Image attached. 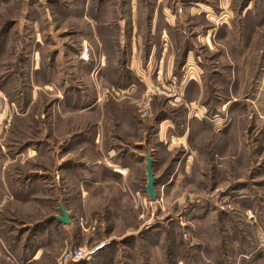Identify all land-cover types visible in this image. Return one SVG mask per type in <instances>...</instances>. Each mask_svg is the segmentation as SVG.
I'll return each mask as SVG.
<instances>
[{"label": "rangeland", "instance_id": "374dc122", "mask_svg": "<svg viewBox=\"0 0 264 264\" xmlns=\"http://www.w3.org/2000/svg\"><path fill=\"white\" fill-rule=\"evenodd\" d=\"M48 1L24 8L55 9ZM62 2L75 12L68 21L57 15L70 31L87 28L84 3L101 9L108 26L106 65L92 79L73 73L69 106L57 109V98L44 92L29 104L24 74L33 64L15 63L21 3L0 0V146L11 182L28 190L2 194L5 235L29 254L58 236L30 264H58L67 249L94 251L102 243L109 252L92 264H264V0ZM116 21L123 30L117 65ZM40 53L42 61L47 50ZM53 68L47 65L50 76ZM148 153L154 200L146 191ZM68 159L75 177L64 171ZM26 175L43 176L46 191ZM57 202L72 223L41 239L35 230L60 215Z\"/></svg>", "mask_w": 264, "mask_h": 264}, {"label": "crops", "instance_id": "0c3cea01", "mask_svg": "<svg viewBox=\"0 0 264 264\" xmlns=\"http://www.w3.org/2000/svg\"><path fill=\"white\" fill-rule=\"evenodd\" d=\"M11 1H15V0H10V2ZM19 1L21 4L19 5L18 9L23 11V15L20 16L22 17V21L23 22L26 21L27 24H23V22H19L16 20L14 21L13 27H15L18 24L20 26L19 34L16 31V33L18 34V38H17L18 41L16 42L17 44L21 45V51L18 52L16 57L17 60L15 63H17V65L20 66V68L21 65L23 64L24 65L27 63H30L31 65L33 64V66L31 67V71L29 73L24 74L25 80L29 81L31 84V88L28 94V96L30 97L29 104H34L37 101V98L40 95V93L44 92V93H49L50 95L55 96L57 98L55 102L57 105H54L57 107V109L59 107L63 109L67 108L69 105L68 103H66L65 98L71 93L70 89L72 88L71 87L72 85L70 83V79L73 77V75L75 73H76L75 75H78L79 70H82L80 73L86 71L88 78L92 79L94 74L99 72L102 69V67L106 65V55L105 52L101 51V45L103 40H107V37L102 38V34H103L102 30L105 31L106 27L108 26V23L105 20L104 21L99 20L101 15V9L96 8L95 10H92L89 7L87 9L86 4L84 3L81 8L80 16H82V19L87 21V28L78 31H70L68 27H64V25L60 23L61 22L60 20L61 18L65 21H68L69 19H73L75 16V12L73 10H67L66 4L63 3L62 0H49L48 2L52 4L55 9H52L53 10L52 11L51 9L49 10L45 8V12L41 8H40L41 10L35 8L34 9L35 11H31L32 9L30 7L32 6L31 3H27V6L29 7H26L25 9L24 2L29 0H19ZM3 6H6V1L3 3ZM57 15L60 17V20ZM121 16L122 15L120 14L119 17ZM116 22L119 23V27H120L119 30L120 34L118 38L119 45H115V51H114L115 52L114 64L117 65L119 64L118 62V59L120 57L119 55L123 51V43H122L123 30L121 24L122 20L121 22L120 21H116ZM24 26L26 27L24 28ZM13 27L12 28L6 27V30H4V32L9 33L14 31ZM134 29L135 28L133 27L132 24L131 33H134ZM74 35H76L75 39L73 37ZM115 39H117V37H115ZM82 45H87L90 48L91 54H90V61L88 62L83 61L79 58V53ZM132 45H133L132 43L131 44L129 43V45L127 46L129 50L133 49ZM17 48L18 46L16 45L15 49ZM41 50L43 51L47 50V54L45 55L46 58H44V60L42 61L40 59ZM148 56H150V53ZM48 64L51 65V68L54 67L56 71L55 74H52L51 76L48 74L49 72L47 71ZM119 73L120 72L118 71V74ZM39 82H44V83H42L43 85H41V87H36L37 85H40ZM54 82H56V84ZM129 86H133V83L127 85V88ZM80 93L84 94V90L83 92ZM60 98H63L64 101L60 100ZM54 106L51 107L52 111L54 109ZM22 117H25V115H22ZM53 129L55 130V128ZM54 132L52 133V136H55ZM50 139H53V137H51ZM74 139L75 138H70L67 140L66 144L68 146V149H65L66 151H63V153L64 152L68 153L70 149L69 144L70 143L72 144ZM58 143L59 142L56 141V143L53 144H58ZM71 144L70 146H72ZM3 149L4 146L1 145L0 146V166H1L0 167V198L2 197V194L4 192H7L9 189H12L14 193L21 192L23 189H25L24 183L18 184L20 180H16V181L14 180L11 182L12 175L9 174L10 170L8 168L7 169L5 168L6 163L4 157H7V155L4 154ZM23 156H24L23 153L20 151L14 155L12 161H16L19 157H23ZM63 159L61 158L58 160L56 158L57 164L60 163L59 161L63 162L64 161ZM68 160L72 163L65 164L64 166L66 169H64V171H66L68 174L69 173L72 174L73 177H75V173H77L76 171L78 170H76L75 168V165L73 163L74 161L70 159ZM1 161L4 162L5 164L1 163ZM121 169L124 170V172L127 169L129 170L128 164L126 165L121 164ZM58 176H60L59 171H56L54 176H52L53 178L51 182V188L53 189L56 188L55 182ZM29 177L37 178L36 180L34 179V181H36L37 186L41 188V190H39L40 192L42 191V189L44 190L47 189L46 185L44 184L43 176L26 175L25 178L27 182L29 181ZM34 181L33 184L35 183ZM156 185H157V178H156ZM12 186L15 187L13 188ZM25 190L26 192H28L27 189ZM33 197L34 196H30L31 199H33ZM19 199L16 200L18 201ZM59 204L62 203L57 202L58 210H59ZM65 209L69 214L70 223L62 224L54 218L55 216L54 215L52 219L53 221L49 223L51 224L49 228H46V230H42V229L40 230V228H37L35 230L38 233L37 237H41V239H43L44 231L45 233H48L49 231L51 233V231H53L55 228L59 229L60 227H64V226L69 227L70 224L72 223V214L70 210L66 208V206ZM5 223H6L5 220H1L0 218V264H30L40 259V257L44 253L43 246H45L47 243L54 245L59 243L58 236L54 234V236L52 235L53 237L50 239L49 242L45 239L43 241H40V243H38L35 246L33 252L29 254V249L25 247L24 248L18 247V245L12 241V238L9 234L5 235V230H4ZM107 245H108L107 243L106 244L102 243L99 247L95 248V250L92 251L93 258L99 257L100 259V257H102L103 254L108 253L109 251L106 250ZM99 259L98 261L101 262V260ZM114 261H116L115 258L112 261H109V264H111ZM83 264H92V263L90 261H86Z\"/></svg>", "mask_w": 264, "mask_h": 264}, {"label": "built area", "instance_id": "2783aa9c", "mask_svg": "<svg viewBox=\"0 0 264 264\" xmlns=\"http://www.w3.org/2000/svg\"><path fill=\"white\" fill-rule=\"evenodd\" d=\"M90 48L87 45H82L79 53V58L83 61H90ZM93 259L92 251H88L85 248H73L65 250L58 264H77L81 261H90Z\"/></svg>", "mask_w": 264, "mask_h": 264}, {"label": "water", "instance_id": "95a60500", "mask_svg": "<svg viewBox=\"0 0 264 264\" xmlns=\"http://www.w3.org/2000/svg\"><path fill=\"white\" fill-rule=\"evenodd\" d=\"M145 159L147 162L146 163V174H147L146 191L148 193L149 198L151 200H154L156 198V190H155L156 177L152 171L151 154L148 153ZM59 211H60V215H55L54 218L62 224H69L70 223L69 214L62 204H59Z\"/></svg>", "mask_w": 264, "mask_h": 264}, {"label": "bare ground", "instance_id": "6f19581e", "mask_svg": "<svg viewBox=\"0 0 264 264\" xmlns=\"http://www.w3.org/2000/svg\"><path fill=\"white\" fill-rule=\"evenodd\" d=\"M118 172L120 171V170H117ZM122 171V170H121Z\"/></svg>", "mask_w": 264, "mask_h": 264}]
</instances>
